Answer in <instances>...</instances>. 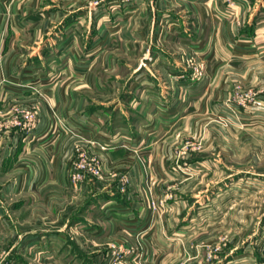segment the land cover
Instances as JSON below:
<instances>
[{
	"label": "crops",
	"instance_id": "1",
	"mask_svg": "<svg viewBox=\"0 0 264 264\" xmlns=\"http://www.w3.org/2000/svg\"><path fill=\"white\" fill-rule=\"evenodd\" d=\"M186 1L182 14L169 23V41L177 42L181 49L162 44L153 60L143 65L139 59L144 51L136 41L145 40L146 34L140 30L138 37L130 14H123L121 20L117 13L106 17L102 31L83 44L81 14L62 18L51 0H0V117L15 102L36 99L39 93L47 95L48 101L38 132L23 133L15 127L0 131V255L24 246L27 242L20 243V238L29 234L33 240L26 247L33 248L34 259L41 263L83 264L85 257L78 249L103 251L91 263L110 264L113 257L104 258L110 243L125 245L137 232L150 242L149 264H202L183 252L190 247V237L182 239V235L190 228L155 220L158 215L162 218L161 212L152 211L144 188L126 197L118 183L86 180L83 187L97 188L92 193L84 189L74 193L67 189L69 183L63 175L76 158L75 144L84 142L87 148L89 140H95L109 146L106 152L95 144L90 147L104 156L100 160L103 169L134 170L137 177H131L132 181L144 187L141 168L150 165L141 160L151 154L159 163H154L156 168L170 165L163 158L166 144L159 140L164 132L178 133L179 107L187 112L192 104L191 99L180 102L177 97L180 89L192 86V70L185 66L183 53L206 39L216 55L224 51L236 60L256 56L253 45L242 41L258 37V27H264V9L255 23L249 21L240 28L242 43L234 50L224 42V38L230 40L232 31L230 18H224V0H201L197 6L189 5L194 0ZM258 1L241 4L245 11H252L251 3ZM141 4L130 2L122 8L131 12ZM145 21L138 19L137 23L146 28ZM149 29L158 32L160 26L151 23ZM165 35L167 39L170 34ZM119 46L121 54L117 53ZM119 71L127 72L120 75ZM173 200L177 199L169 201ZM167 214L179 216L178 212L176 217L174 212ZM72 250L78 254L73 259L67 254ZM245 254L239 251L234 256L237 260L220 264L257 261L255 257L246 260Z\"/></svg>",
	"mask_w": 264,
	"mask_h": 264
},
{
	"label": "rangeland",
	"instance_id": "2",
	"mask_svg": "<svg viewBox=\"0 0 264 264\" xmlns=\"http://www.w3.org/2000/svg\"><path fill=\"white\" fill-rule=\"evenodd\" d=\"M51 1L52 5H56L54 9L60 10L59 16L62 18H73L81 14L79 18L82 19L83 44H87V40H92L94 35L102 31L101 25L106 17L117 13L119 15L116 17L121 20L126 13L130 14L131 24L138 37L140 30L146 34L145 40L137 38L136 41L144 51L139 59L141 64L151 62L162 44L167 43L168 47L181 49L180 44L169 41L172 32L169 23L174 21L176 15L182 14L186 0ZM130 2L142 4L131 12L124 10L126 7H122ZM193 3L197 6L202 1L194 0L189 5ZM224 3L227 5L224 18H230L228 28H232L230 40L224 38V42L234 50L242 42L251 43L256 56L236 60L232 53L220 51L216 55L215 47L206 39L199 41L197 45L200 46H190L183 53L185 66L192 70V86L180 89L177 97L181 99L180 102L191 99L192 104L187 112L181 109L182 106L179 107L180 118L176 125L178 133L164 132L159 140L166 144L163 158L170 165L166 169L156 168V159L151 154L147 155L146 161H141L148 162L150 167L141 168V183L145 184L141 187L131 179L137 177L134 170L103 169L101 161L104 156L94 151L96 147H90L95 144L106 152L109 146L88 139L91 146L87 148H84V142L75 144L76 158L71 169L67 173L63 171V175L69 183L67 189L74 193L83 189L92 193L97 188L90 187V184L83 187L86 180L118 183L120 192L126 197L144 188L152 211L161 212L162 218L158 215L155 220L165 225L169 222L172 227L190 228L189 233L182 235V239L190 237L187 238L190 247L187 246L183 252L187 258L195 259L196 263L220 264L234 260L237 252L245 251L246 260L255 257L257 261L253 264H264V27H258V37L252 41L240 42L238 38L240 28L249 21H256L259 13L263 12L264 0H259L258 4L251 3L254 6L252 11L244 10V0H224ZM261 15L264 18V12ZM138 19L146 20L148 26H139ZM151 23H155L156 27L160 26V30L156 32V28L149 29ZM95 27L98 28L97 31ZM167 33L170 35L166 39ZM120 48L116 47L119 54L122 53ZM119 72L120 75H125L127 71ZM39 94L40 97L28 102H15L3 118L0 117V131L15 127L23 133L38 132L42 110L48 102L47 95ZM74 173L81 175L76 181L73 180ZM157 191H160L159 196L156 195ZM171 199L177 200L170 202ZM168 203L173 205V209L168 208ZM172 212L175 217L178 212L179 216H165ZM29 237V234H24L20 238V243L27 242L24 246L20 244L17 249L9 252L4 250L3 255H0V264H46L34 259L33 248L26 247L33 240ZM132 237L133 240H124L125 245L120 247L116 242H111L110 249L104 251V258L107 260L108 257H113L110 264H149L152 252L148 248L150 242L142 233L134 232ZM76 251L85 257L83 264H93L91 261L96 262V256H101L103 252ZM11 252L18 256L6 258ZM67 254L68 258H75L73 250ZM163 256L164 254L160 255Z\"/></svg>",
	"mask_w": 264,
	"mask_h": 264
},
{
	"label": "built area",
	"instance_id": "3",
	"mask_svg": "<svg viewBox=\"0 0 264 264\" xmlns=\"http://www.w3.org/2000/svg\"><path fill=\"white\" fill-rule=\"evenodd\" d=\"M80 176H81L80 173H76V174L74 173L73 180L76 181L77 180V177L80 178Z\"/></svg>",
	"mask_w": 264,
	"mask_h": 264
}]
</instances>
